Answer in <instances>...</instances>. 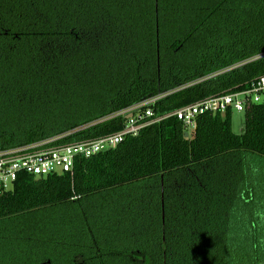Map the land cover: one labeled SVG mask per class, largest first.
<instances>
[{
	"label": "trees",
	"instance_id": "16d2710c",
	"mask_svg": "<svg viewBox=\"0 0 264 264\" xmlns=\"http://www.w3.org/2000/svg\"><path fill=\"white\" fill-rule=\"evenodd\" d=\"M261 76L264 0H0V151L100 138L151 97L165 114ZM232 112L21 174L0 193L1 264H264V103L242 134Z\"/></svg>",
	"mask_w": 264,
	"mask_h": 264
},
{
	"label": "built area",
	"instance_id": "2783aa9c",
	"mask_svg": "<svg viewBox=\"0 0 264 264\" xmlns=\"http://www.w3.org/2000/svg\"><path fill=\"white\" fill-rule=\"evenodd\" d=\"M164 95L151 97L114 114L125 117L124 127L113 134L66 145H48L49 141L0 151V193L13 189L21 174L47 176L56 173H73L80 157H91L116 147L128 136H137L148 126L160 123L170 116L182 121L191 133L196 118L206 112L245 111L251 103H264V76L253 81L247 89L209 97L183 106L173 112L156 114L153 106Z\"/></svg>",
	"mask_w": 264,
	"mask_h": 264
},
{
	"label": "rangeland",
	"instance_id": "374dc122",
	"mask_svg": "<svg viewBox=\"0 0 264 264\" xmlns=\"http://www.w3.org/2000/svg\"><path fill=\"white\" fill-rule=\"evenodd\" d=\"M245 118H246L245 111L239 112L234 110L232 112V128L236 134H242L245 125ZM260 176H264V168ZM248 217H249V213L247 211V208H245V206L240 207L238 212L237 213L235 212V215L233 214V220L230 221V225H229V232L239 233L242 228V232L244 233L247 230V228H249L247 226ZM0 264H1V258H0Z\"/></svg>",
	"mask_w": 264,
	"mask_h": 264
},
{
	"label": "water",
	"instance_id": "95a60500",
	"mask_svg": "<svg viewBox=\"0 0 264 264\" xmlns=\"http://www.w3.org/2000/svg\"><path fill=\"white\" fill-rule=\"evenodd\" d=\"M185 135L188 137V136H189V133H188V132H186V133H185Z\"/></svg>",
	"mask_w": 264,
	"mask_h": 264
}]
</instances>
